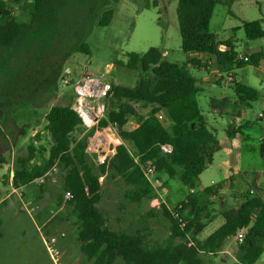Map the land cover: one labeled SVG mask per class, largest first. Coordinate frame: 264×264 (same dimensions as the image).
<instances>
[{
    "label": "rangeland",
    "instance_id": "obj_1",
    "mask_svg": "<svg viewBox=\"0 0 264 264\" xmlns=\"http://www.w3.org/2000/svg\"><path fill=\"white\" fill-rule=\"evenodd\" d=\"M3 1L19 17L23 9L31 6L29 0ZM151 4L152 0H69L59 16L58 33L48 42L46 51L30 50L18 57L13 69L19 75L12 87L5 86L7 77L0 76V90L8 89L0 100V264H94L93 259L80 252L76 216L70 214L67 199L63 198L60 204L56 202L61 192L62 172L53 167L42 181L38 179L18 188L11 184L13 163L17 156L25 154L30 142L48 148L45 113L52 105L65 103V95L73 91L84 75L131 85L137 73L121 69L115 61H124L127 53H143L150 47L158 48L166 61L178 65L186 64L191 58L199 61L187 64V69L200 89L196 100L201 113L209 126H215L221 145V151L213 156L214 165L221 163V174L231 175L234 180L224 190L226 201L200 197L206 211H213L218 217L198 237L221 225L223 218L219 213L236 207L239 194L248 192V186L254 190L253 179L257 175L260 177L254 195L262 197L264 202V193L259 191L264 189V157L260 154L264 121L257 119L258 113L264 112V37L249 40L242 29L243 22L264 18V0L236 1L230 11L227 6L217 4L209 22V31L223 44L219 47L221 51L230 44L237 57L260 53L257 66L233 65L230 71L236 82L259 91V98L250 102L249 107L239 101L232 84L227 83L231 77L218 70L214 57L181 50L175 13L177 1L158 0L157 7ZM108 10L111 11L109 23L99 26L102 12ZM261 25L264 29V22ZM80 41L87 46V52L76 50ZM136 125L137 120L132 117L125 128ZM229 128L241 132L233 139L227 133ZM97 137L105 141L103 135H97L94 140ZM117 139L118 147L123 142L118 136ZM128 145L134 152L132 144L128 142ZM89 158L94 163V158L90 155ZM217 174L216 168L203 171L196 179L195 189L211 186L209 180ZM99 180L102 188L97 207L105 216L108 228L139 232L148 246L162 243L169 234V222L162 216L160 205L172 209L188 192L178 175L168 179L164 173H158L149 176L151 184L156 185L155 200L132 203L124 198L127 187L121 178ZM165 180L166 199L161 189ZM159 182L161 186H157ZM236 245L235 238L229 237L224 246L228 252L202 254V264H237L232 253ZM112 264L124 263L116 260ZM254 264H264V251Z\"/></svg>",
    "mask_w": 264,
    "mask_h": 264
},
{
    "label": "trees",
    "instance_id": "obj_2",
    "mask_svg": "<svg viewBox=\"0 0 264 264\" xmlns=\"http://www.w3.org/2000/svg\"><path fill=\"white\" fill-rule=\"evenodd\" d=\"M29 1L31 6L23 9L19 17L0 0V76L7 77V87H12L19 75L13 68L20 55L30 50L33 53L46 51L48 42L58 33L59 16L69 2ZM176 1L181 50L214 57L218 70L231 77L229 83L239 101L249 107L250 102L259 98V91L236 82L230 71L233 65L257 66L260 53L246 56L247 61L238 59L230 44L224 45L221 51L219 47L223 44L209 31L215 6L221 4L230 11L233 2L238 0ZM151 5L157 7L158 0H152ZM110 14V10L103 11L98 25H107ZM263 22L264 18L243 22L245 37L249 40L263 38ZM81 41L75 46L76 50L87 52V46ZM198 62L194 58L183 65L168 62L156 47L143 53L129 52L124 61H115L137 75L131 85L110 80L103 117L96 127L110 124L123 144L116 148L107 165H96L89 158L87 144L95 127L89 130L84 127L72 107L73 92L65 95V103L54 104L45 113L48 148L30 142L25 154L15 158L11 184L18 188L36 182L53 167L62 172L61 192L56 202L60 204L65 193L70 194L65 203L70 214L76 216L80 252L93 259L94 264H112L116 260L124 264H202V254L216 255L226 240L240 231H243L242 240L234 252L237 264H254L263 253L264 202L250 191L239 196L236 207L219 213L223 223L203 240L197 236L216 215L206 211L200 197H218L220 187H205L200 195L189 190L172 209L161 204L162 216L169 222V234L162 243L153 246H148L139 232L109 229L105 216L97 207L101 199L100 177L121 178L127 187L124 198L138 203L156 197L154 187L144 174L146 164L153 168V174L164 173L168 179L178 175L180 182L192 189L199 174L212 163L221 145L201 113L196 100L200 89L187 69V64ZM7 90H0V100ZM132 117L136 118L137 125L126 129ZM239 132L240 129L235 131V128L227 130L230 136ZM35 138L38 139L39 134ZM127 142L132 144L134 152L125 145ZM163 144L171 147L165 155L160 153ZM260 151L264 157V141ZM166 183L167 180L163 185Z\"/></svg>",
    "mask_w": 264,
    "mask_h": 264
},
{
    "label": "built area",
    "instance_id": "obj_3",
    "mask_svg": "<svg viewBox=\"0 0 264 264\" xmlns=\"http://www.w3.org/2000/svg\"><path fill=\"white\" fill-rule=\"evenodd\" d=\"M238 59L247 61L246 56H238ZM87 68V66H85ZM69 71L66 70V74ZM63 84L66 83L65 80H62ZM111 89L110 80H103L99 77H94L91 74L84 75L81 80L76 83L73 87V93L75 96L73 102V108L79 114L83 124L86 127H95V132L92 137L88 139L87 144V152L88 154L94 158V163L96 165L108 164L110 159L113 157L115 150L117 148V134L115 132V128L110 124H107L104 127L97 128V123L99 119L103 117L104 112V99L107 97ZM87 105L88 109L91 113L84 111L83 106ZM87 115L90 118V122L87 123L83 120V116ZM257 119L259 121H264V112H260L257 115ZM97 135H103L105 138V143H99L93 141ZM116 142V143H115ZM171 150V147L167 144L160 145V153L165 155ZM144 174L149 179L150 175H153V168L146 164L144 167ZM12 177V174H11ZM42 181V178L39 179ZM150 181V180H149ZM151 183V182H150ZM152 185V184H151ZM156 192V185H152ZM157 186H161L160 182ZM65 199L70 198V194L68 192L64 195ZM153 200H155L153 198ZM154 206V205H153ZM243 231H240L235 236V240L237 243L241 242L242 240Z\"/></svg>",
    "mask_w": 264,
    "mask_h": 264
},
{
    "label": "crops",
    "instance_id": "obj_4",
    "mask_svg": "<svg viewBox=\"0 0 264 264\" xmlns=\"http://www.w3.org/2000/svg\"><path fill=\"white\" fill-rule=\"evenodd\" d=\"M238 1H240V0H238ZM236 2V1H235ZM234 3V2H233ZM233 5V4H232ZM232 7V6H231ZM200 56H205V55H200ZM206 57V56H205ZM207 58V57H206ZM110 66H112V64H110L108 67L110 68ZM121 69H124V70H127V69H125V68H123V67H120ZM127 71H129V70H127ZM220 76H221V73H220ZM220 79H223V77L221 76L220 77ZM215 83V82H214ZM227 83H229V81H227ZM203 115V114H202ZM206 119V118H205ZM206 121H207V119H206ZM207 123H208V126L210 125L209 124V121H207ZM244 126H246V123H244L243 124ZM228 126H229V123H228ZM213 131H214V133L217 135V131H216V128H215V126H209ZM241 132V131H240ZM239 132V133H240ZM231 137H233V139L236 137V134L235 135H232ZM220 143V142H219ZM128 148L130 147L129 145H128V142L125 144ZM132 146V145H131ZM219 151H221V148H220V150ZM218 151V152H219ZM216 154V153H215ZM221 163H219V164H215L214 165V161L212 160V163L209 165V166H207V168L205 169V170H213V168H216V171L218 172V174L216 175V176H214V178L213 177H211L210 178V180H209V183L211 184V186H218V187H220V190H219V194H218V198H220L221 199V201H226L227 199H226V197H225V193H224V190H225V188H226V185H227V183H232L234 180H233V178H232V176L230 175V176H228V175H225V174H221V165H220ZM204 170V171H205ZM203 173V172H202ZM201 173V174H202ZM200 175V174H199ZM259 175H257L254 179H253V183H254V185H253V189L254 190H252L249 186H248V191H250V192H252L253 194H254V191H256L257 189H258V186H257V182L259 181ZM206 179H209L208 178V176L206 177ZM167 184V183H166ZM166 184L164 185V187L163 188H161L162 189V192H163V198H165V194L167 193V187H166ZM188 187V186H187ZM203 189V188H202ZM201 189V190H202ZM189 190H191V191H193V192H195L196 194H198V193H200L201 192V190H198V189H195V185H194V187L192 188V189H190L189 187H188V191ZM262 194L264 193V189H260L259 190ZM188 193V192H187ZM186 193V194H187ZM242 193H244V192H242ZM241 193V194H242ZM241 194H239V196L241 195ZM185 197V196H184ZM239 198V197H238ZM260 198H262V197H260ZM166 199V198H165ZM179 201H181V200H179ZM218 216H216L215 218H214V220L217 218ZM213 220V221H214ZM212 221V222H213ZM211 223V222H210ZM223 223V222H222ZM221 223V224H222ZM208 225V224H207ZM206 228V227H205ZM204 228V229H205ZM203 229V230H204ZM203 232V231H202ZM202 232L198 235V236H200L201 234H202ZM211 232H206L205 234H203V237L202 238H200V237H198L197 236V238L199 239V240H203L204 238H206L209 234H210ZM234 238H235V236H234ZM237 242V241H236ZM224 246H225V244H224ZM223 246V248H222V250L219 252V253H217V254H220V253H222V252H224V251H227V249L225 248ZM235 250H236V247L234 248V250H233V256H234V252H235ZM228 252V251H227ZM216 254V255H217ZM236 261V260H235Z\"/></svg>",
    "mask_w": 264,
    "mask_h": 264
},
{
    "label": "bare ground",
    "instance_id": "obj_5",
    "mask_svg": "<svg viewBox=\"0 0 264 264\" xmlns=\"http://www.w3.org/2000/svg\"><path fill=\"white\" fill-rule=\"evenodd\" d=\"M83 120L90 121V119H89V117H88L87 115H84V116H83ZM93 141H95V142H99V143H103V142L105 143V141H100V138H99V137H97L96 140H93ZM104 143H103V144H104Z\"/></svg>",
    "mask_w": 264,
    "mask_h": 264
},
{
    "label": "water",
    "instance_id": "obj_6",
    "mask_svg": "<svg viewBox=\"0 0 264 264\" xmlns=\"http://www.w3.org/2000/svg\"><path fill=\"white\" fill-rule=\"evenodd\" d=\"M83 110H84V111H87V112H89V113H91L90 110L88 109V106H87V105H84V106H83Z\"/></svg>",
    "mask_w": 264,
    "mask_h": 264
}]
</instances>
